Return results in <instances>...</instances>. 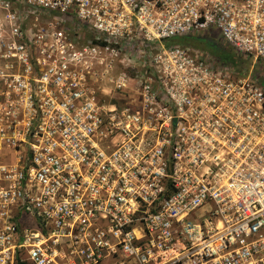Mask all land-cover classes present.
Listing matches in <instances>:
<instances>
[{
	"label": "built area",
	"instance_id": "obj_1",
	"mask_svg": "<svg viewBox=\"0 0 264 264\" xmlns=\"http://www.w3.org/2000/svg\"><path fill=\"white\" fill-rule=\"evenodd\" d=\"M181 36L264 0H0V264H264V89Z\"/></svg>",
	"mask_w": 264,
	"mask_h": 264
},
{
	"label": "trees",
	"instance_id": "obj_2",
	"mask_svg": "<svg viewBox=\"0 0 264 264\" xmlns=\"http://www.w3.org/2000/svg\"><path fill=\"white\" fill-rule=\"evenodd\" d=\"M165 44L167 46L172 44H176V45L193 44L194 46L200 47L201 50L207 52L222 65L239 68L238 67V62L240 61L239 55L235 54L232 51L226 50L224 47H221V45L216 43L215 40L206 36L205 37L181 36L165 41Z\"/></svg>",
	"mask_w": 264,
	"mask_h": 264
},
{
	"label": "rangeland",
	"instance_id": "obj_3",
	"mask_svg": "<svg viewBox=\"0 0 264 264\" xmlns=\"http://www.w3.org/2000/svg\"><path fill=\"white\" fill-rule=\"evenodd\" d=\"M216 43H218L219 45H221V47H224L226 50L232 51L229 47H227L225 45V43H223L221 40H219L218 38H215ZM181 46H190V47H195V48H199L200 47H196L193 44H185V45H181ZM235 53V52H234ZM240 57V61L238 62V67L241 69V72L244 73H248L249 71L251 72V75L254 77V79L258 82V84L264 89V60H257V61H253L250 58L246 57V56H242L239 55ZM116 74L118 73V71H115ZM114 72V74H115ZM118 99H122V97H117Z\"/></svg>",
	"mask_w": 264,
	"mask_h": 264
}]
</instances>
